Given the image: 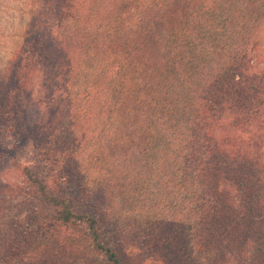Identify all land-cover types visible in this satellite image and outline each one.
Wrapping results in <instances>:
<instances>
[{"label":"trees","instance_id":"16d2710c","mask_svg":"<svg viewBox=\"0 0 264 264\" xmlns=\"http://www.w3.org/2000/svg\"><path fill=\"white\" fill-rule=\"evenodd\" d=\"M26 19L0 72V264H134L108 189L60 179L103 142L111 169L119 143L138 165L115 201L147 194L162 264H264V0H37Z\"/></svg>","mask_w":264,"mask_h":264},{"label":"rangeland","instance_id":"374dc122","mask_svg":"<svg viewBox=\"0 0 264 264\" xmlns=\"http://www.w3.org/2000/svg\"><path fill=\"white\" fill-rule=\"evenodd\" d=\"M36 1L37 0H0V72L2 71V68H4L6 62L20 47L22 36L24 35L25 27L27 26L26 14ZM184 21L185 18L180 16L172 20L171 27H177L178 25L183 24ZM138 41L139 42L137 43L139 48L136 50L138 55L134 56L133 60L135 63L139 64L142 61L144 62L145 66V63H148L151 65V69H148V71L154 74L153 66L159 64V60L155 54V49H152V44L146 41V36H140ZM101 43H105L104 37H102ZM83 71L86 73L89 72L88 70ZM85 76L86 74H83L79 80L76 81V88L79 86H87V79ZM99 95L101 94L99 93ZM121 107L127 109L125 105H121ZM63 108L64 105L62 104L61 109ZM57 109L58 105L55 103V105L50 109L52 113H50V115L47 114L48 119L54 121V124L59 118L54 114ZM93 111H96L95 108ZM117 115H120L119 111H116V113L112 115V118H116ZM98 132H104V127L100 128ZM122 144L123 143H119L116 154L120 164H124L123 167L120 166L122 170H120L118 167L111 169L109 154L112 151V146L103 142V150L97 151L96 154L93 153L92 157H90L87 161L83 160V163H80V169L78 171L75 169L73 164H70L68 171L61 172V177H59L61 180L64 176L68 177L67 179L70 178L71 182H85L89 188L93 187L96 183H101L105 189H108L109 191L108 196H106L108 197L106 200L107 205H109L110 209L116 210L111 211L109 209L107 211L108 220L119 223L120 227L122 228L123 236H126L129 233H135L137 237V239L134 237L132 240H126L123 242V244L120 243V247H118L121 249V251L123 250L122 253L124 252V254L134 264H162L160 259L157 258V255L144 247V243L147 241V239H149L152 234L156 232L151 226L153 217L147 211V194L144 196H139L134 188L135 195L130 197V199L125 201V203L120 200L119 203L115 201V198H118L119 194L122 193L120 181L121 171L126 169V173L134 178V186L140 182L139 170L137 168L138 165L134 162L133 158L130 157V152H128L126 148H121ZM32 149L33 146L27 150V155L23 156V158H19V164H24L29 160V158H32ZM80 159L82 160L81 156ZM8 167L9 172L6 174V179H9L10 181H12L11 179L15 180L17 175L16 171L12 170L11 166ZM83 177H85V180ZM57 178L58 177L54 178L52 181H56ZM59 182L60 180L57 181V183ZM59 186H64V183L63 185H58V187ZM54 188L58 190L56 186ZM83 203L86 206H90L91 200L84 198Z\"/></svg>","mask_w":264,"mask_h":264}]
</instances>
